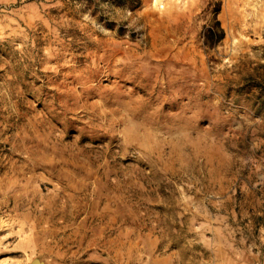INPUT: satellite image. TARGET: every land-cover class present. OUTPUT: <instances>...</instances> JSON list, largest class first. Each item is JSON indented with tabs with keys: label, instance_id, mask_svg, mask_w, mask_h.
<instances>
[{
	"label": "rangeland",
	"instance_id": "374dc122",
	"mask_svg": "<svg viewBox=\"0 0 264 264\" xmlns=\"http://www.w3.org/2000/svg\"><path fill=\"white\" fill-rule=\"evenodd\" d=\"M0 264H264V0H0Z\"/></svg>",
	"mask_w": 264,
	"mask_h": 264
},
{
	"label": "trees",
	"instance_id": "16d2710c",
	"mask_svg": "<svg viewBox=\"0 0 264 264\" xmlns=\"http://www.w3.org/2000/svg\"><path fill=\"white\" fill-rule=\"evenodd\" d=\"M209 33H211V31L209 30Z\"/></svg>",
	"mask_w": 264,
	"mask_h": 264
},
{
	"label": "bare ground",
	"instance_id": "6f19581e",
	"mask_svg": "<svg viewBox=\"0 0 264 264\" xmlns=\"http://www.w3.org/2000/svg\"><path fill=\"white\" fill-rule=\"evenodd\" d=\"M162 7V6H161Z\"/></svg>",
	"mask_w": 264,
	"mask_h": 264
}]
</instances>
